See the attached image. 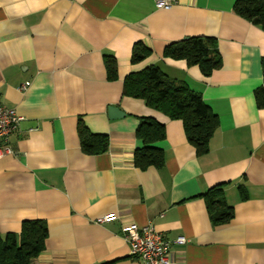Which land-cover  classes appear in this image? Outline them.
I'll use <instances>...</instances> for the list:
<instances>
[{
	"label": "crops",
	"instance_id": "obj_1",
	"mask_svg": "<svg viewBox=\"0 0 264 264\" xmlns=\"http://www.w3.org/2000/svg\"><path fill=\"white\" fill-rule=\"evenodd\" d=\"M237 0H0V104L25 119L0 160V230L19 232L43 219L49 234L39 264H145L130 254L124 223L153 225L171 243L176 264H264V29L237 14ZM190 36L217 41L222 66L164 55ZM153 55L133 65L136 42ZM116 60L109 79L106 57ZM157 65L198 92L218 117L209 151L199 155L183 122L123 94L133 70ZM26 86V88H23ZM125 114L111 118L109 107ZM165 125L162 165L135 154L141 117ZM108 136L105 152L83 150L79 124ZM224 185L234 215L214 225L202 196ZM105 215L114 218L98 223Z\"/></svg>",
	"mask_w": 264,
	"mask_h": 264
},
{
	"label": "trees",
	"instance_id": "obj_2",
	"mask_svg": "<svg viewBox=\"0 0 264 264\" xmlns=\"http://www.w3.org/2000/svg\"><path fill=\"white\" fill-rule=\"evenodd\" d=\"M234 10L264 29V0H237ZM152 55V50L139 41L134 44L131 62L137 65L146 62ZM164 55L173 59H185L189 65H199L206 76L222 66L217 41L211 36H190L172 42L166 46ZM261 64L263 84L255 90L259 108L264 107V55ZM105 66L108 78H117L115 58L106 57ZM123 94L143 99L147 106L163 112L171 119L181 120L186 137L197 148L198 154L209 151L211 136L218 127V117L203 101L202 96L183 81L169 77L155 64H147L127 75ZM140 119L137 135L146 145L136 152L135 162L141 167L162 165L164 157L161 151L150 145L165 138V125L152 117L144 116ZM78 130L85 152L95 154L107 150V135L93 134L82 123L79 124ZM202 196L214 225L231 220L234 211L225 200L223 184L209 188ZM48 234V225L43 219L24 220L19 232L3 234L0 230V264H39L37 258L45 249Z\"/></svg>",
	"mask_w": 264,
	"mask_h": 264
},
{
	"label": "built area",
	"instance_id": "obj_3",
	"mask_svg": "<svg viewBox=\"0 0 264 264\" xmlns=\"http://www.w3.org/2000/svg\"><path fill=\"white\" fill-rule=\"evenodd\" d=\"M158 8H171L177 0H153ZM26 88V86H23ZM25 119L15 108L0 104V160L6 154H13V148L8 144L9 136L19 128ZM114 218V215H105L96 219L103 223ZM122 231L130 244V254L145 264H176L172 246L183 245L186 237L178 236L174 242L164 238L162 233L153 225L140 226L137 223H124Z\"/></svg>",
	"mask_w": 264,
	"mask_h": 264
},
{
	"label": "water",
	"instance_id": "obj_4",
	"mask_svg": "<svg viewBox=\"0 0 264 264\" xmlns=\"http://www.w3.org/2000/svg\"><path fill=\"white\" fill-rule=\"evenodd\" d=\"M125 113L116 106L109 107V115L111 118H118L123 116Z\"/></svg>",
	"mask_w": 264,
	"mask_h": 264
}]
</instances>
